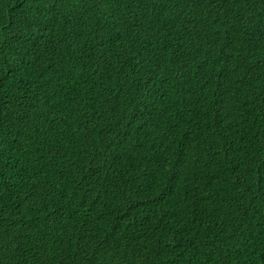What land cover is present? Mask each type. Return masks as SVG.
I'll list each match as a JSON object with an SVG mask.
<instances>
[{"label": "trees", "instance_id": "trees-1", "mask_svg": "<svg viewBox=\"0 0 264 264\" xmlns=\"http://www.w3.org/2000/svg\"><path fill=\"white\" fill-rule=\"evenodd\" d=\"M0 264H264V0H0Z\"/></svg>", "mask_w": 264, "mask_h": 264}]
</instances>
